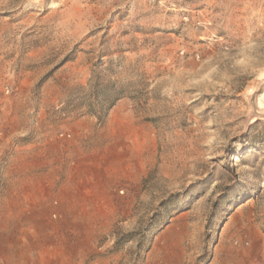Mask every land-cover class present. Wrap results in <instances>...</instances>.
<instances>
[{
  "label": "rangeland",
  "instance_id": "1",
  "mask_svg": "<svg viewBox=\"0 0 264 264\" xmlns=\"http://www.w3.org/2000/svg\"><path fill=\"white\" fill-rule=\"evenodd\" d=\"M48 260L264 264V0H0V264Z\"/></svg>",
  "mask_w": 264,
  "mask_h": 264
},
{
  "label": "crops",
  "instance_id": "2",
  "mask_svg": "<svg viewBox=\"0 0 264 264\" xmlns=\"http://www.w3.org/2000/svg\"><path fill=\"white\" fill-rule=\"evenodd\" d=\"M23 156H22V162H21V176H26V172H28V164L29 161L27 160V158L30 155L29 151L24 150L22 152ZM8 171H9V167H8ZM7 173V172H6ZM30 173V172H29ZM9 175V172L7 173ZM41 173H37V174H32L33 177L37 178V176H41ZM24 178V177H23ZM26 178V177H25ZM29 178V177H28ZM55 193H53L54 195ZM23 200L27 199L30 203H32V205L34 206V209H39L41 208V203L45 200H49L52 197H46L45 192H40L39 190H37V188L33 187V188H27L24 192H22L21 194Z\"/></svg>",
  "mask_w": 264,
  "mask_h": 264
},
{
  "label": "bare ground",
  "instance_id": "3",
  "mask_svg": "<svg viewBox=\"0 0 264 264\" xmlns=\"http://www.w3.org/2000/svg\"><path fill=\"white\" fill-rule=\"evenodd\" d=\"M47 264H51L50 260H48V263Z\"/></svg>",
  "mask_w": 264,
  "mask_h": 264
},
{
  "label": "trees",
  "instance_id": "4",
  "mask_svg": "<svg viewBox=\"0 0 264 264\" xmlns=\"http://www.w3.org/2000/svg\"><path fill=\"white\" fill-rule=\"evenodd\" d=\"M112 106V104L109 105V108Z\"/></svg>",
  "mask_w": 264,
  "mask_h": 264
}]
</instances>
